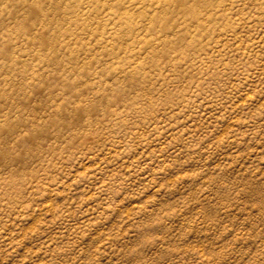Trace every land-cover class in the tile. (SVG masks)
I'll use <instances>...</instances> for the list:
<instances>
[{
	"label": "rangeland",
	"instance_id": "374dc122",
	"mask_svg": "<svg viewBox=\"0 0 264 264\" xmlns=\"http://www.w3.org/2000/svg\"><path fill=\"white\" fill-rule=\"evenodd\" d=\"M0 264H264V0H0Z\"/></svg>",
	"mask_w": 264,
	"mask_h": 264
}]
</instances>
